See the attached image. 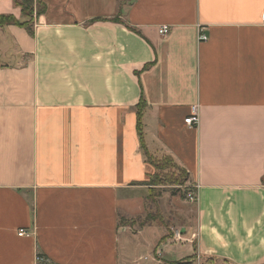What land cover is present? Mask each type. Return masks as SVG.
I'll return each mask as SVG.
<instances>
[{
  "label": "crops",
  "instance_id": "obj_1",
  "mask_svg": "<svg viewBox=\"0 0 264 264\" xmlns=\"http://www.w3.org/2000/svg\"><path fill=\"white\" fill-rule=\"evenodd\" d=\"M40 1L0 26V264H264V0ZM142 99L196 195L181 241L120 223L148 208Z\"/></svg>",
  "mask_w": 264,
  "mask_h": 264
},
{
  "label": "rangeland",
  "instance_id": "obj_2",
  "mask_svg": "<svg viewBox=\"0 0 264 264\" xmlns=\"http://www.w3.org/2000/svg\"><path fill=\"white\" fill-rule=\"evenodd\" d=\"M141 110V112H143L144 108ZM148 151L157 159L169 157L174 164L178 165L172 156H170V154L158 144L156 148ZM148 186L150 189V195L146 202L148 207L146 208V212L134 219H124L120 223L129 226L133 230L144 225L155 223L165 227L167 230V236L169 237L173 236L177 230L181 234L180 226L182 225V221L188 220V218L193 219L194 216L193 202L186 199L187 193L193 190L190 178L181 177L179 178V181L175 183L162 181L155 185L148 184ZM173 193H175L174 195H176V197L172 196ZM170 204H172V206H170ZM180 219L182 221H180ZM164 243L169 244L170 242L165 240ZM174 245L177 246L178 243H175ZM163 246L164 244L161 243L158 248ZM147 251L148 248L146 246L140 248V252L143 256L146 255ZM194 259L197 260V253L193 254V260ZM206 259L207 258L200 257V262L203 264Z\"/></svg>",
  "mask_w": 264,
  "mask_h": 264
},
{
  "label": "trees",
  "instance_id": "obj_3",
  "mask_svg": "<svg viewBox=\"0 0 264 264\" xmlns=\"http://www.w3.org/2000/svg\"><path fill=\"white\" fill-rule=\"evenodd\" d=\"M14 4L18 6L21 10V13L24 16L23 21H18L11 15H1L0 16V26L14 24L23 27L26 32L30 35L33 34V20L34 16L41 14L44 9L45 5L40 0H13ZM131 28V27H130ZM147 65L144 66V68ZM145 102L140 100L136 107V114H137V129L138 134L140 137L141 147L144 154V157L147 161H149L154 167V173L150 177L149 181L144 182L143 184L155 185L162 181L175 183L179 181L181 177H189L187 171L173 163L169 157H164L161 159H157L156 157L152 156V154L148 151L144 139H143V132L141 127V115H142V108H144ZM42 256L41 254H38ZM193 256L182 261V262H174V264H190ZM203 264H212L211 259L207 258L204 260Z\"/></svg>",
  "mask_w": 264,
  "mask_h": 264
},
{
  "label": "built area",
  "instance_id": "obj_4",
  "mask_svg": "<svg viewBox=\"0 0 264 264\" xmlns=\"http://www.w3.org/2000/svg\"><path fill=\"white\" fill-rule=\"evenodd\" d=\"M169 31V27L167 25H162L159 27L158 29V32L160 34H167ZM206 35L204 33H199L198 35V40H205L206 39ZM184 122L188 125V126H195L197 123H198V114H197V108L196 106H192L191 108V114L189 116H187L185 119H184ZM186 199L190 202H194L196 201V195H195V192L194 190H192L191 192L187 193V196H186ZM23 234H27V232H25L24 229H19L18 230V235H23ZM173 238L174 240H182V235L180 234V232L177 230L174 235H173ZM37 261H43V257L38 255L36 257ZM190 264H202L200 262V256L197 255V260H191V263Z\"/></svg>",
  "mask_w": 264,
  "mask_h": 264
}]
</instances>
